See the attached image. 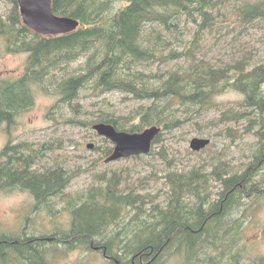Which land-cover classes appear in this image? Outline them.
Instances as JSON below:
<instances>
[{
  "label": "trees",
  "instance_id": "16d2710c",
  "mask_svg": "<svg viewBox=\"0 0 264 264\" xmlns=\"http://www.w3.org/2000/svg\"><path fill=\"white\" fill-rule=\"evenodd\" d=\"M107 1L108 0H103L101 3H97L96 5H94L92 4V0H52V10L55 14L77 18L79 20V26L76 30L64 35L41 36L29 30L22 23L21 15L17 7V2L16 0H11L12 7L0 14V39L4 37L10 39V42L8 41L4 43L5 51L7 53L11 52L27 54L23 83L27 88L29 87V84H36L38 86L41 85L32 73V70L35 69V67L39 66L43 69L49 67L50 71V67H54L56 65V61L67 53H71L73 55V57L71 58L72 60H74L75 58L79 60V55L74 54L76 44L83 41L86 42V36H97L96 29L99 27H104L105 22H108L110 24L120 22L121 24V29L118 33H113L112 31L108 33V39H111L110 43L112 45V48L117 46L116 49L122 51L128 41L132 40L137 43L138 40H136V37H139L141 27L146 21L152 20V18H154L146 17L143 20L137 22L136 11L139 4H142V6L148 9L150 6H152L153 2H155L156 10H158L157 16H159L162 11L167 10V12L165 13V18L169 19L173 16L179 17L183 12L186 14L190 13L186 8L189 4H192L197 0H120L121 4L116 5L114 7V10L110 8V6L107 4ZM243 1L244 5L242 11L235 10L237 12L225 16L222 20L217 21L214 26H217L223 22L231 21L241 26L251 25L255 21L263 22L264 0ZM5 22H7L8 25H5ZM12 22H14L15 25L11 24ZM203 24H205V21H203L201 25ZM79 46L80 45L78 44V51ZM193 49L195 51V54L197 55L199 47H193ZM262 49L264 51V47ZM110 50L111 49L106 44L98 47H93L92 56L86 57L85 59L83 58L81 65L77 66V70L73 73H70L72 81L71 85L67 84L64 81V75L62 76V79L58 80L55 87L46 89L41 85L44 92L51 93L57 97V101L54 105L55 108H57L61 104V102L65 101V97H68V95H70V97L68 98L72 103L71 109L75 112H73L72 117L68 116V121L70 124L92 128V125L95 123H109L112 124L116 130H128L132 132H139L145 127L151 125L160 126L161 131L153 140L152 149L149 154H159L163 159H166L165 149L162 147L161 149L156 150L154 149V145L161 140L164 131H172L176 128L181 127L183 122H185V120L180 121L176 119L175 115L177 114V110L171 105L180 106V108L184 106H191V108H197L196 112L199 113L202 110L209 109L212 106L216 105V101L213 102L212 99V101L209 102V100L210 97L216 94L218 90H235L240 93V98L235 103L246 106L248 110L233 112V116L237 120L250 118V126L247 129H237L236 131L228 133L232 137L231 142L233 144H235L237 139L242 138L246 132H250L255 136L256 140L251 143L252 148H249V151H252L251 155H249V160L245 161L244 163H240V165H238L240 166V168L235 169V167L237 166L232 165L227 161L217 159L214 156L216 154L215 152L211 155V159L213 158L214 161H216L215 164H209L210 162L206 164L200 163L198 165L192 166L186 171L180 170L178 179L173 177L175 174L172 175L171 172L173 170H170L166 172L164 178L172 183V194H194V203L200 202V204H204L208 202L206 197L200 195L196 190L200 186L199 184L202 181H205V177H203L204 174H207L211 178L214 177V180L217 181L221 186V189L218 190L220 196L219 198H223L224 200V196H227V198L225 199V214H228L231 210H233L232 207L234 205L235 199L240 198V196H242V199L244 197H249V195L252 193L251 190H253L254 198L264 195V176L263 178L256 177L257 174H259L260 171L264 168V56L261 57V59H254L253 61H251L247 57L248 65L234 62V60L238 59L242 55L232 57L230 60L223 62L225 64H229L233 61L232 70L230 72L227 69L221 70L214 83H211L209 79L210 74L207 71L203 72V70L202 73H199L197 76H195L194 80L197 82V86L188 92L180 93L179 96H174L173 98L177 99L171 100L170 105H163L162 107L157 109H152V107H150L151 104H144L142 108L138 109L133 106H129L128 113L124 114V116L122 117L110 112L104 115L102 114V109L99 114L92 116L91 119H86L85 117L80 118L79 115L82 116V114L79 112V109H76L77 105L75 104V100L77 99L78 95L80 94V90L83 88V85L86 82L91 83L93 81L95 82L98 80H103L104 75L107 73L114 77L116 75V79L113 81L115 82V84H113V87H96L97 89L93 90L92 92L93 95H98L101 92L107 91L108 88H113V90L115 89L120 92L122 91V93L125 94V87H132V85H126V81H123V79L125 78L123 74L125 73V70L128 72V74L131 72L133 73V64L139 63V60L137 58L132 59L133 63L131 68L121 66L116 68L115 70L110 69L105 73L104 71L99 74L97 73L93 80L87 79L91 73V70L95 69L96 61L102 58L101 55L103 57L108 55ZM124 51H126V49H124ZM63 52L65 53L64 55H62ZM157 52L161 54V50L157 49ZM184 55L188 59V55ZM53 56H55L56 58L52 60L51 65L49 66L47 62ZM251 56L254 55L251 54ZM256 56L257 55H255L254 57L256 58ZM154 60L164 61L165 58L164 56L160 57L158 54H156V51H154L149 54L148 61ZM178 65L182 66L181 70H183L184 66H187L188 64L183 65L182 63L181 65ZM199 65L200 64L197 62L194 67H198ZM215 65L219 64L216 63ZM247 66L248 69L246 68ZM194 67L187 68L191 69ZM119 69L122 71H120ZM85 71H88V75H86V77H84ZM62 72L64 74V70ZM137 76L139 75L131 77L130 79H135ZM79 83L80 85H78ZM145 84L148 87L151 86L149 85V81L145 82ZM144 97H146L147 100L153 99L150 91H147L146 94H144ZM13 99L14 97L11 96V98H9V103H11ZM0 102H2L1 97ZM9 103H7V105ZM2 105L3 103H0V106ZM227 110L225 109L220 113L221 117H216L215 119H213V124L225 122V120L228 119V117L225 116ZM120 113L123 114L124 112ZM223 116H225V119H223ZM0 120L7 121V119L2 115H0ZM103 142L108 143L106 139H103ZM27 147V143H17L13 146L7 144L2 152H0V172L2 174L0 176V190H5V192H17V190H15L14 188L18 187H13V185H8L5 182V178L3 179L4 174L11 180H19L25 185L34 188L35 191H32L30 189L31 192H29L35 199L36 210L40 208V201H44L48 205H51L50 199L52 198V193H59L64 187H66L68 180L76 177L80 172L78 173L73 169L64 168L63 166H60V164H56L57 162L55 163L54 160L53 166L51 165L46 167V169L40 174L34 173L33 175H31L27 173L26 169L28 168L24 167H28L29 165L34 164L33 160L31 159V155H33L35 159L42 157V151H30L28 153H25ZM41 147H43V144ZM97 147L98 145H95L93 149H96ZM19 148L24 150V154H19ZM102 149L107 151V153L101 155L100 159L94 160L92 164H90V167L88 169L92 168V166H98L97 162H102L104 157H106V155L111 152V147L105 146ZM5 157L7 158L6 161H4ZM7 161V167L2 166L3 164H6ZM96 176L97 174L95 175V177ZM106 181L107 187L99 186L98 188L90 187L89 189H87L89 191V194H85L84 198L82 195V199L80 198L79 200H77H82L80 201V203L75 201L73 198H70V201L67 205V215L69 216L68 224L63 226V228H57V230L55 231V228L53 227L48 231L42 233L39 232L37 228L36 231L41 233L40 236L42 237H55L59 235L60 232H69L71 235H74L76 231L84 228L86 230L84 231L82 237H86L87 234H91L92 236L96 235V237L101 235L104 238L105 243L100 244L97 240L94 241L93 244H90L87 238H82L79 240V243L74 244L75 248L83 247L92 250L94 247H98L101 252H105L107 258H109V256H114L111 250L116 245L117 239L120 237V235L117 233L116 228H118L119 225L121 226V223L123 221L125 223L128 222L124 220L126 217L121 216L120 211L125 207L126 209H128L127 214L130 216V218H132V210L130 209H132V206L134 205L133 201H135L137 197L129 194H120V175H117L116 179L114 177V179L109 178ZM172 201H176V205H173ZM170 202L171 204L169 205V207H173L178 211L175 212V214L169 216L162 232H158V235L153 233V239L157 241L158 245L165 247V251L168 250L169 247L174 244V242H179L180 244L182 241L177 238L179 236V233L182 231H185L188 234L191 233V224L193 225V221H195L194 218L184 213L187 207H190L193 204L192 202L190 204H184L182 201L177 199V196H172L170 198ZM256 204L257 201H255L253 204L248 203V206L249 208H251L252 206L255 207ZM198 207L201 208V206L199 205ZM218 208L219 207H216V210ZM47 210L48 208L45 209V211ZM246 211H249L247 208V204H245L243 207L242 215L235 218L238 219L235 226L237 234H235V240L239 238V235L243 237V223L245 219L249 217L246 214ZM200 212V215L206 216V214L213 212L215 213V210L210 209L209 211H206L205 209H200ZM82 214H85L86 218H89L86 225H82V223L80 222L81 220H83H80ZM225 214H223V216L219 215L213 218L220 219L222 217H226ZM24 215H26L28 219L31 216L29 212L25 213ZM111 224H114V228L110 230ZM122 229L125 233L126 230H124V226L122 227ZM135 230H137L140 234V230L138 228L134 229V231ZM188 239L190 238L188 237ZM23 241V250L26 252L25 259H39L40 261L43 260V262L47 261L46 257H44V251L41 249V243L37 242L35 237L24 236ZM203 242L206 243L207 240H204ZM184 243L187 244V252L191 253L190 257L185 261L190 264H193V262L194 264L197 263L195 261L196 259H193L192 255V252L196 248V246L193 245L190 241H184ZM211 245H213V243H211ZM11 247L12 246H10L7 250V255L8 253L9 255L11 254ZM1 253H5L4 249ZM127 253L132 255L138 254L125 246L124 253L119 252L118 256L122 259V257H125V254ZM255 259L256 264H264V256H262L261 258L257 257Z\"/></svg>",
  "mask_w": 264,
  "mask_h": 264
},
{
  "label": "bare ground",
  "instance_id": "6f19581e",
  "mask_svg": "<svg viewBox=\"0 0 264 264\" xmlns=\"http://www.w3.org/2000/svg\"><path fill=\"white\" fill-rule=\"evenodd\" d=\"M2 1H7L9 4V7L8 9H6V11L12 7L11 0H0V2ZM102 1L103 0H92L93 2L92 4L96 5L97 3H101ZM229 1L230 0H197L192 4H189L188 7L186 8L187 10H189L190 13L186 14L183 12L179 17L173 16L169 19L165 18V13L167 12V10L162 11L160 15L157 16L158 10H156L155 2H153L152 6H150L148 9L142 6V4H139L138 9L136 11L137 22L143 20L146 17H154V18H152V20L146 21L144 25L141 27L140 35L139 37H136V40H138L137 43H135L132 40L128 41V43L125 45L123 50L121 49L123 52L116 49L117 46L112 48V45L110 43L111 39H108L109 37L108 33L110 31H112L113 33H118L121 29V24L120 22H117L115 24H110L108 22H105L104 27H99L96 29L97 36H93V37L86 36L85 38L86 42L83 41L81 43L76 44L74 49L75 52L74 54L79 55L78 56L79 60L75 58L74 61L71 59L73 57L71 53H67L66 55H64L65 53L63 52L62 55L64 56H62L56 61V65L54 67H50V71H49V67L43 69L38 66L32 70V73L34 74L35 78L39 81V83L46 89L55 87L56 83L58 82L59 79H62L63 75H64V81L67 84L71 85L72 81H71L70 73H73L77 70V66L81 65L83 58L85 59L86 57L92 56L93 47H98L106 44L111 50L109 54L104 57L100 54L102 58L96 61L95 69L91 70V73L87 78L88 80H93V78L97 75V73L99 74L103 71L105 73L108 72V70L110 69L115 70L116 68L121 66L131 68L133 63L132 62L133 58H137L139 60V63L133 64L132 67L133 73L131 72L128 74L126 70L124 74L122 73L125 76L123 81H126V85H132V87H125V91H124L125 94L122 93V91L120 92L115 89L113 90V88H108L107 91L101 92L98 95L92 94L93 90L97 89L96 87H104V86L113 87V84H115V82L113 81L116 79V75L114 77L112 75H109L108 73L104 75L103 80L100 81L98 80L95 82L93 81L91 83L86 82L83 85V88L80 90V94L75 100V104L77 105L76 109H79V112L81 114H84V117L86 119H91L92 116L99 114L102 109H103L102 114L104 115L110 112L116 114L117 116L122 117L124 116V114L128 113L127 111L121 114L118 110V107L115 106V104L109 100L106 102V106L111 107L110 110L106 108H99V109H95L94 111L87 112L83 108L81 102L83 99L88 97L90 98L100 97L102 94L105 93L121 94L123 97L129 98V100L131 101L130 106H133L137 109L142 108L144 104L145 105L151 104L150 107H152V109L160 108L163 105H168V104L170 105L171 100L177 99V98H173L174 96H179L180 93L188 92L197 86V82L194 80L195 76H197L199 73H202L203 70H204L203 72L207 71L210 74L209 79L211 83H214L216 77L218 76L221 70L227 69L229 72L232 70L233 61L230 62L229 64L223 63L225 61L215 62L212 58L207 57L209 54L208 53L209 50L200 52V47H202V45L207 44L206 38L208 32H211L214 28H217L219 26H226L232 28L233 26L239 25L231 21V22H223L217 26H214L217 23V21L222 20L225 16L229 14H234L237 11H242L244 5L243 0H239L238 3L236 4L233 3L230 4ZM16 2H17V7L19 9V13L21 15L18 0H16ZM107 4L110 6L112 10H114V7L116 5H120L121 2L120 0H108ZM73 19H76L79 22L77 18H73ZM203 21H205V24L201 25ZM5 23H6L5 25H8L7 22ZM191 23L193 24V26L190 30H188L186 25H189ZM11 24L15 25L14 22H12ZM26 27L32 32L41 36L60 35V34L58 35L41 34L29 28L28 26ZM187 31H189L190 33L188 37L189 39L186 40L184 36L187 33ZM180 36H182V39ZM2 40H4V43L8 41L10 42V39L7 37L2 38ZM78 44L80 45L79 51H78ZM193 47H199V51L197 55L195 54ZM124 49H126V51H124ZM157 49L161 50V54L157 52ZM154 51H156V54H158L160 57L164 56L165 60L148 61L149 54ZM184 54L188 55V59L187 57H185ZM20 55H24L25 61H27L26 53H20ZM55 58L56 57L53 56L51 59H49L47 64L50 66L52 60H54ZM176 60H178V62L175 63ZM155 62H158V65L163 64V66L157 67L156 65H152ZM197 62L200 65L198 67H194L197 64ZM234 62L248 65L245 51L243 52L242 56L234 60ZM182 63L183 65L188 64L187 66H184L183 70H181L182 66L178 65V64L181 65ZM216 63L219 65H215ZM187 67H194V68L188 69ZM246 68L248 69V66ZM63 70H64V74L62 72ZM24 73L25 71L17 70L11 75L7 76L6 85L9 88L7 89L8 93L4 97H3V92L0 93V97L2 101L0 103H3V105L0 106V115L4 116L11 125H14L17 117L30 107L29 104L31 100L30 91L23 84ZM86 75H88V71H85L84 77H86ZM136 75L139 76H137L135 79H130L131 77H134ZM147 81H149V85H151L150 87H148L145 84V82ZM74 83H78V82H74ZM41 85L39 86L35 85L33 88H36L37 91H43ZM78 85H80V83ZM147 91H150V94L153 97V99L147 100L146 97H144V94H146ZM225 92L228 91L218 90L216 94L210 97L209 102L212 101V99L213 102L217 101L218 96ZM235 92L240 95L239 92L237 91ZM11 96L14 97V99L12 100L11 103H9V98H11ZM68 97H70V95H68ZM68 97H65V101L61 102V104L56 108V110H60L63 107H65L68 110L71 109L72 103L69 101ZM7 103H9L10 105L9 104L7 105ZM235 104L228 106L227 108L228 110L226 109L227 111L225 116H227L229 120L227 119L225 120V122L233 124V126L226 127L224 132H226L227 136L230 135L228 132L236 131L238 127L242 129H247L250 126V118L240 119V120L234 118L233 112H241L242 110L243 111L248 110L247 107L244 105L237 103ZM171 106L177 110V114L175 115V117L177 120L180 121H184L182 116H185L187 111L193 109L191 108V106H186V107L184 106L182 108H180V106H174V105ZM195 112L193 114H195ZM225 116H223V119H225ZM219 117H221V114L217 118ZM143 130L139 132H132L126 130L124 132H126V134L132 135L133 133H140ZM157 135L158 134H156L153 139H155ZM24 142L29 144V146L34 147L33 141H24ZM108 143L110 142L108 141ZM108 143L104 142V145H98V147L93 150L97 152L100 151L102 155L106 154L107 151H105L102 148L107 146V147H111V151L113 149V146H109ZM95 145L87 144V148L90 147L94 148ZM33 151H36V149H33ZM18 152L20 155L24 154V150H22L21 148L18 149ZM109 155L110 154H107L106 157H104V159H106ZM139 156L141 155L140 154L131 155L132 158H141ZM214 156L217 159L224 158L223 154L220 152L218 153L216 152ZM31 159L33 160L34 164L29 165L28 167H24V168H28L26 169L27 173L31 175H33L34 173L40 174L46 169V167L39 166L37 164V158L35 159L33 155H31ZM6 160L7 158L5 157L4 161ZM164 160L170 162L172 159L168 158L166 155V159ZM7 164L8 161L6 162V164H3L2 166L7 167ZM86 169H87L86 167L76 168L75 171L79 173ZM171 173L172 175L175 174L173 177L178 179L180 170H173ZM1 175L2 174L0 172V176ZM117 175H119V173L114 171L108 173L105 170L99 171L94 179L96 180L97 183L94 182L91 188L92 187L98 188L99 186L107 187L106 180L109 178L112 179ZM203 177H205L204 179L205 181H202L199 184L200 186L197 188L196 191H198V193L203 197H206L208 202L204 204H200V202L194 203L195 201L194 194L192 195L191 194L185 195L184 193H182V195L172 194L173 191L172 183L166 180L165 178H162V181L168 187V191L165 193L157 190L155 194H152L145 189L146 184L142 182L136 184H129L128 185L129 187L127 186L125 190H124L125 187H123L122 191L124 193H127L129 195H134L135 197H137V199L133 201L134 205L132 206L131 209L132 218H130V216L127 214L128 209H126L125 207L121 209L120 211L121 216L126 217L124 220L128 221L127 223L121 226H128L130 227V230L124 233L122 227L120 229L116 228L117 233L120 235V237L117 239L116 245L111 250L114 256H109V258H107L105 252L104 253L101 252V250L98 247H94L92 250L83 247L75 248L74 244L79 243V240L82 238H87L90 244H93L94 241L97 240L99 241L100 244L105 243L104 238L101 235L96 237V235L92 236L91 234L89 235L87 234L86 237H82L84 231L86 230L84 228H81L78 231H76L74 235H71L69 232H64V233L60 232V234L55 237L40 236L41 233L45 232L46 230L45 231L41 230L40 231L41 233L36 231V229L39 227L40 224L38 219L39 220L42 219V216L44 215L49 216L50 215L49 213L52 214L56 212L57 214L60 213H64L66 215L68 214L67 213L68 206L66 204L70 201V198L76 196L74 195L75 194L74 192L70 191V185L73 181V178L68 180L66 187H64L59 193L57 194H55V192L52 193L51 195L52 198L50 199L51 205H48L44 201H40L39 204L40 208L35 210V205H36L35 199L30 193L31 192L30 189L32 191H35L34 188L25 185L19 180H11L8 176L4 174L3 179L5 178V182L8 185H13V187H18V188H14L15 190H17V192H23L30 196L31 198L30 207H28L27 212H29L31 216L28 219L26 215L24 214L22 215L19 213V215L17 216V221L13 225L14 227H10V228L3 227V230L0 229V264H57L56 261L59 260L66 261L63 264H80L79 263V261L81 260L80 257L82 256L85 257L88 255H92V256L98 255L107 264H163L165 262L164 257H166L165 247L158 245L157 241L153 239L154 237L153 233L158 235L157 234L158 232L159 233L160 231L162 232V230L165 227L164 225L166 224L169 216L175 214V212L178 211L173 207H169V205L171 204L170 198L172 196L175 197L177 196V199L182 201L184 204H190L191 202L193 203L190 207H187L186 211L184 212L185 214L195 219V221H193V225L191 224V228H190L191 233L188 234L185 231H182L179 233V236L177 237L182 242L177 246V250L175 251V254L177 256H180L182 258V261H185L190 257L191 253L187 252V246H186L187 244L184 243V241L185 242L190 241L192 242L193 245L196 246V248L192 252L193 259H196L195 261L197 262L195 264H215V262L221 263V261L223 264H241V261L247 258L246 256L242 255V252H245L244 250L245 238L240 235L239 238H237V240H241V241L238 244V251L236 252L235 255H233V253H228L229 245L227 243H223L219 241V237L221 235H225V234L228 235L227 234L228 232L231 231L233 232L236 229L235 226L237 224L238 219H235L236 217L231 218L227 223H224L225 222L223 221L224 219L213 218L219 215L223 216V214H225L226 211L225 199L227 198V196H224V200H223V198H219L220 197L219 191L213 192L212 190H210L211 189L210 181L214 180V177L211 178L207 174H204ZM251 192L252 193L249 195V197H244V198H250L249 202L243 200L244 198L242 199V196H240V198L234 200V205L232 208L243 210L244 204H247V208L250 211L251 208H249L248 203L250 204L252 203L251 198L253 197V190H251ZM162 193H164V198L159 199L162 197ZM120 194L123 195V193ZM189 197H191L192 201H190ZM220 200L224 201V202L222 201L223 204ZM172 204L176 205V201H172ZM198 205L201 206V208H199ZM216 207L219 208L216 210ZM46 208H48L47 211L49 212L44 211ZM200 209H205L206 211H209L210 209L211 210L214 209L215 213L214 212L209 213L206 214V216L200 215L201 213ZM80 220L82 225H86L88 223L87 220H89V218H86V215L82 214ZM67 224H68V220L64 224V226ZM219 225L220 227L218 228ZM110 227H111L110 230L114 228V224H111ZM118 227H120V225ZM54 228L56 231L57 228L60 229L63 227L57 224L54 225ZM136 228L140 230V234L138 233L137 230L134 231V229ZM219 230L220 232H218ZM234 233L236 234V232ZM24 236L35 237L37 242L41 243L40 246L41 249L44 251V257H46L47 259L46 262H43V260L40 261L39 259L38 260L25 259L26 252L23 250ZM188 237L190 239H188ZM224 238L225 237H223V239ZM232 238L234 239V237H230V239ZM204 240H207V242L210 240L213 243L214 248L206 250L205 245L207 242L203 244ZM10 246H12L10 248L11 254L9 255L8 253L7 255V250L9 249ZM125 246L135 251L138 254L132 255L127 253L125 254V257L123 256L121 259L118 255L119 252L124 253ZM3 249L5 251L4 254L1 253ZM240 250L242 252H240ZM226 254L228 255V258L226 260H222L220 257L221 256L223 257ZM201 255H203V257ZM250 264H256V259L253 258Z\"/></svg>",
  "mask_w": 264,
  "mask_h": 264
},
{
  "label": "rangeland",
  "instance_id": "374dc122",
  "mask_svg": "<svg viewBox=\"0 0 264 264\" xmlns=\"http://www.w3.org/2000/svg\"><path fill=\"white\" fill-rule=\"evenodd\" d=\"M238 1L239 0H230L229 2L230 4H236ZM8 7L9 4L7 1L0 2V14L8 9ZM186 26L187 29L190 30L193 24L191 23ZM189 33L190 32L187 31L184 36L186 40L189 39ZM180 37L182 39V36ZM206 39L207 44L200 47V52L209 50L207 57L212 58L215 62L227 61L234 56L242 55L244 51L246 57L251 61L254 59H261V57L264 56V51L262 49L264 47V21H255L251 25H237L232 28L219 26L214 28L211 32H208ZM251 54L254 56L257 55L256 58L251 56ZM24 61V55L7 53L5 51L4 41L0 39V80L6 79L7 76L17 70H21ZM176 62H178V60H176L175 63ZM152 65H156L157 67L163 66V64L158 65V62ZM7 93L8 91H4L3 97ZM32 95V104L26 111L22 112L17 117L14 125L11 126V133L13 137H16L15 140H13L14 142L20 140L33 141L34 147L28 144L26 151H33V149L42 151V157L37 158V164L39 166H53L55 160V163L57 162L56 164H60V166L64 168L75 170L76 168L86 167L88 169L94 160L100 159L102 155L100 151L97 152L93 150L92 147L87 148V144L104 145L103 137L96 134L92 128L70 124L68 116L72 117L74 111L72 109L68 110L65 107L56 110L54 105L57 101V97L55 95L44 91H37L36 88H33ZM239 98L240 95L236 92H225L218 96L216 105L209 109L202 110L199 113L195 112L197 108H193L187 111L185 116H182L185 122L181 127L172 131H164L161 140L154 145V149L158 150L163 147L165 149V155L172 159L170 162L164 161L159 154H148L141 156V158L128 157L111 162H97L98 166H92L94 168L90 170H83L73 178L70 185V191L74 192V195H76L73 196V199L77 201L80 198L82 199V195L84 198L85 194H89L87 189H89L94 182L97 183L96 180H94L95 175L103 170L107 171V173L111 171L119 173L121 178L119 184L120 193L125 195L127 193L122 191L123 187H125V190L129 184H136L139 182L146 184L145 189L152 194H155L157 190L165 193L168 191V187L164 184L162 178H164L166 172L170 170H188L192 166L200 163L206 164L210 162L209 164H215L216 161H214L213 158L211 159V155L215 152L222 153L224 158H221V160L237 166L235 169L240 168V166H238L240 163L249 160V155L252 152L249 151V148H252L251 143L256 140L255 136L250 132H246L243 138L237 139L235 144H233L231 142L232 137L230 135L227 136L226 132H224L227 126H233V124L226 122L213 124L212 122V120L218 117L228 106L234 105ZM108 100L118 107L119 112H127L131 105L129 98L123 97L121 94L117 93H105L100 97L93 98L88 97L81 102L83 108L88 112L99 108L110 110L111 107L106 106ZM194 112L195 114H193ZM79 117L83 118L84 114H82V116L79 115ZM2 129L3 127L1 125L0 149L4 146L7 138ZM238 129L242 128L238 127ZM193 137H208L210 143L207 147L195 153V151L190 149L189 145ZM42 144L44 147H41ZM108 145L112 146V143L110 142ZM263 176L264 168L256 177L263 178ZM210 183V190L213 192H217L221 189L217 181L212 180ZM164 193H162V197L159 199L164 198ZM189 199L192 201L191 197H189ZM249 199L250 198H244L243 200L249 202ZM30 200V196L23 192L0 191V229L3 230V227H14L13 225L17 221L19 213L23 215L28 211ZM251 200L252 204L255 201H257V204L255 207L252 206L250 211H246L249 217L245 219L243 223L245 252L241 250L240 252L247 258L242 260L241 264H250L253 258H261L264 256V195L257 198L252 197ZM80 201L77 202L80 203ZM66 205H68V203ZM49 214V216L44 215L42 219H38L40 223L38 227L39 232L41 230L48 231L57 224L63 227L69 218V216L64 213L57 214L56 212ZM240 215H242V209H233L226 214V217L221 219H224V223H227L231 218L239 217ZM124 223L123 221L121 225ZM121 227L123 226L118 228L120 229ZM219 227L220 225L218 228ZM124 230L127 232L130 230V227L124 226ZM218 232H220V230ZM234 232H236V229L233 232H228V235L219 234L221 235L219 241L227 243L229 245L228 253H233V255L238 251V244L241 241L235 240V238L230 239V237H235ZM223 237L225 238L223 239ZM211 243L210 240L206 243V250L214 248L213 245L210 246ZM178 244L179 242H174V244L166 250V257H164L165 262L163 264H190L186 261H182V258L175 254ZM201 256L203 257V255ZM83 257L84 256L80 257V264H107L98 255ZM220 258L226 260L228 255L226 254ZM65 262L64 260L56 261L57 264H63ZM215 264L223 263L221 261V263L215 262Z\"/></svg>",
  "mask_w": 264,
  "mask_h": 264
},
{
  "label": "water",
  "instance_id": "95a60500",
  "mask_svg": "<svg viewBox=\"0 0 264 264\" xmlns=\"http://www.w3.org/2000/svg\"><path fill=\"white\" fill-rule=\"evenodd\" d=\"M22 21L29 28L41 34H65L75 30L79 22L68 16H59L52 11V0H18ZM94 131L108 139L113 144L112 153L106 161H113L132 154H147L152 145L153 138L160 128L151 126L140 133L126 134L117 131L108 123L93 125ZM209 139L194 137L190 141V147L194 151L203 149ZM91 146V145H89Z\"/></svg>",
  "mask_w": 264,
  "mask_h": 264
}]
</instances>
